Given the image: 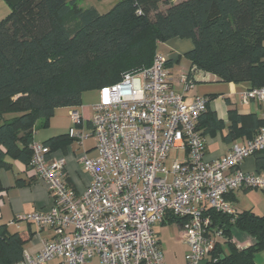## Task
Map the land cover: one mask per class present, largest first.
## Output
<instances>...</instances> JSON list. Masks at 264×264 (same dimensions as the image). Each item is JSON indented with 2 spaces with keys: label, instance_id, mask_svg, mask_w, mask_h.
Listing matches in <instances>:
<instances>
[{
  "label": "built area",
  "instance_id": "obj_1",
  "mask_svg": "<svg viewBox=\"0 0 264 264\" xmlns=\"http://www.w3.org/2000/svg\"><path fill=\"white\" fill-rule=\"evenodd\" d=\"M167 57L156 51L150 66L125 74L98 90L89 108V132L81 110H70L68 136L78 143L95 140L96 155L83 154L79 163L91 176L82 192L66 181L65 159L52 158L49 147L33 141L29 162L33 177L44 181L53 199L47 211L17 215L48 228L40 250L23 252L13 264H166L155 226L167 215L180 218L178 238L185 244V264H207L215 238L208 209L235 214L227 195L239 189L264 190V167L246 172L243 160L264 150V124L243 144H233L219 158H205V139L198 118L209 99L184 92L194 81L181 76L177 91L167 70ZM242 105L264 104V85L239 93ZM179 157L169 158V152Z\"/></svg>",
  "mask_w": 264,
  "mask_h": 264
},
{
  "label": "trees",
  "instance_id": "obj_2",
  "mask_svg": "<svg viewBox=\"0 0 264 264\" xmlns=\"http://www.w3.org/2000/svg\"><path fill=\"white\" fill-rule=\"evenodd\" d=\"M5 1L10 12L0 20V168L17 160L30 171L37 124L47 126L57 108L80 110L84 91L150 66L159 42L192 41L184 54L189 79L200 70L224 82L264 85V0H115L104 12L80 7L78 0ZM228 120L226 140L251 138L264 124V118L231 110ZM197 128L202 136L222 128L208 103ZM41 143L50 146L49 139ZM257 166L264 167V156ZM207 214L211 231L218 230L228 245L224 254L215 244L207 264H253L264 251V215L212 209ZM164 220L180 222L170 214ZM232 229L254 243L236 247ZM30 237L29 231L10 232L0 224V264L19 261Z\"/></svg>",
  "mask_w": 264,
  "mask_h": 264
},
{
  "label": "crops",
  "instance_id": "obj_3",
  "mask_svg": "<svg viewBox=\"0 0 264 264\" xmlns=\"http://www.w3.org/2000/svg\"><path fill=\"white\" fill-rule=\"evenodd\" d=\"M114 1L103 7V10H101L102 6L89 5L94 6L99 12H104L111 7ZM175 1L173 0V2ZM9 12L8 3L5 0H0V20L5 18ZM192 47V41L189 39L172 38L165 41L161 48L157 49L158 52L167 57V70L171 76L173 87L177 91H182L179 80L181 76H187L191 67L188 59L185 64H181L182 55ZM192 79L194 86L184 92L185 101L190 102L193 95L207 97L209 99V110L214 112L216 117L222 121V128L203 135L205 139V158L208 160L216 159L227 154L233 144H243L249 138L247 134H243L231 140L225 139L229 125L228 111H236L238 114L243 115L253 114L260 119L264 118V104L256 101H250L246 105L240 103L239 93L248 87L246 83L224 82L218 80L215 75L200 70L192 74ZM79 108L84 116V129L89 132L88 118L90 110L87 111V108L83 106ZM56 110H66V123L56 125L53 120L56 116ZM56 110L49 119L47 126L42 127V124H37L34 140L40 142L50 140V157H63L65 159V174L68 185L75 191L82 192L91 182V176L81 167L79 158L83 154L88 157L96 155L95 140L93 136H88L81 143H78L75 139L70 138L67 132L72 126L70 118L71 108L61 107ZM38 128L43 129L41 131V139L36 138ZM63 134H66L69 138L58 137ZM262 156H264V153L245 158L239 166L240 169L246 172L259 169L257 158ZM248 190H234L227 195V200L238 212L250 210L256 214L264 215V202L258 203L256 206L242 208L241 210L237 207L241 194ZM0 202V224H5L10 232L29 231L31 233L30 239L23 246V252L34 255L40 250L42 239L50 240L53 238L52 231L48 228L38 229L28 222L19 220L10 224V221L15 219L17 215L35 211H47L53 204V199L48 192L46 183L33 177L29 171L25 170L24 164L17 160H13L8 168H0ZM212 231L214 232V229ZM155 232L165 263L185 264L184 254L186 246L178 238L177 224L163 220L155 226ZM231 234V240L238 248H244L254 243V240L249 235L240 230L232 229ZM211 236L215 238V244H218V248H221L224 254H228L226 239L221 235L215 237L212 233ZM255 256L253 264H255ZM53 263L52 261L49 264Z\"/></svg>",
  "mask_w": 264,
  "mask_h": 264
},
{
  "label": "rangeland",
  "instance_id": "obj_4",
  "mask_svg": "<svg viewBox=\"0 0 264 264\" xmlns=\"http://www.w3.org/2000/svg\"><path fill=\"white\" fill-rule=\"evenodd\" d=\"M112 1L113 0H78V4L80 7H83V8H85L89 4H96L97 6H100V7L102 6L101 10H103V7H106ZM164 8H165V5L160 4L159 9L163 10ZM104 10H106V9H104ZM71 19H73V18L71 17ZM163 43H165V42H159L157 45L158 48H161ZM186 61H187V58L183 54L182 59H181V64H185ZM97 99H98V90L93 89V90H89V91H84L82 93V96H81V102H82L81 105L83 107L87 108V111H88L90 106L92 104H94L97 101ZM55 115L56 116L53 120L56 122V125L57 124L62 125L63 123H66V118H65L66 110H56ZM61 130H63V129H61ZM41 131H43V129H41V128L37 129V136H36L37 139H41V133H42ZM179 156H180L179 152H176V151H170L169 152V158L170 159H172L174 157H179ZM263 191L264 190H260V189H249L244 194H241V197L237 203V207L239 208V210H241L242 208H248L251 206H256V204L264 202V192ZM0 204H1V202H0ZM87 264H99V260L97 257H94L91 260H89L87 262ZM174 264H176V263H174ZM255 264H264V251H260L256 254Z\"/></svg>",
  "mask_w": 264,
  "mask_h": 264
}]
</instances>
